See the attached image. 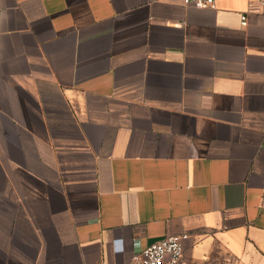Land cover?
Wrapping results in <instances>:
<instances>
[{
	"label": "crops",
	"instance_id": "crops-1",
	"mask_svg": "<svg viewBox=\"0 0 264 264\" xmlns=\"http://www.w3.org/2000/svg\"><path fill=\"white\" fill-rule=\"evenodd\" d=\"M170 236L264 264V0H0V264Z\"/></svg>",
	"mask_w": 264,
	"mask_h": 264
},
{
	"label": "built area",
	"instance_id": "built-area-1",
	"mask_svg": "<svg viewBox=\"0 0 264 264\" xmlns=\"http://www.w3.org/2000/svg\"><path fill=\"white\" fill-rule=\"evenodd\" d=\"M261 4L263 0H258ZM184 5L195 9H213L214 0H183ZM245 26V16L241 17ZM183 253L177 237H165L132 256L129 264H179Z\"/></svg>",
	"mask_w": 264,
	"mask_h": 264
}]
</instances>
